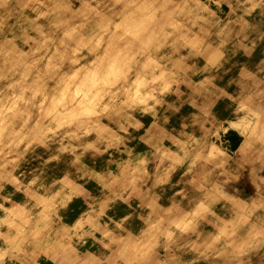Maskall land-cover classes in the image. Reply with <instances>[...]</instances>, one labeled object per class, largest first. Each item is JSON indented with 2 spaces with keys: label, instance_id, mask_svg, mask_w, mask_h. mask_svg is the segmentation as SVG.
<instances>
[{
  "label": "rangeland",
  "instance_id": "1",
  "mask_svg": "<svg viewBox=\"0 0 264 264\" xmlns=\"http://www.w3.org/2000/svg\"><path fill=\"white\" fill-rule=\"evenodd\" d=\"M65 1L0 70V264H264V0Z\"/></svg>",
  "mask_w": 264,
  "mask_h": 264
},
{
  "label": "bare ground",
  "instance_id": "2",
  "mask_svg": "<svg viewBox=\"0 0 264 264\" xmlns=\"http://www.w3.org/2000/svg\"><path fill=\"white\" fill-rule=\"evenodd\" d=\"M65 2H66L65 0H0V36H1L0 37V56L3 58L2 61L0 60V70L3 67L7 68L9 66L10 62H8L9 59L7 57H10V55H15L16 53H18L19 50L21 49L20 44L22 42L27 43L29 40H31V37L29 35L30 34L29 31L34 30V27L42 29V26L46 25V23L49 21V19L51 21V25H52V23L57 24L59 22L56 20L57 18H55V17H58V16H57V14L55 15L54 12H55V9L59 5H63V3H65ZM175 3H176L175 0H153L151 2V4L154 7L155 17L152 20V24L154 23L155 26H157L159 28L158 21H160L161 19L165 20V21L168 20L169 16H170V15H168V13L171 11L172 7H174ZM12 10L17 12V18L16 19H13V17L8 16L7 12L12 11ZM48 15H51V16L49 18H47ZM142 17H146L145 14H143ZM59 19H61V18H59ZM137 20H138V18H136V17L133 19V21H137ZM140 20H138V22L141 23L140 26L138 27L137 25H139V24H137L135 28H139V30L142 32V34H144L147 37L148 31L152 28H150L147 25L149 21H144V23H142ZM149 20L151 21V19H149ZM30 29H32V30H30ZM88 32H90V31H88ZM142 34H141V36H142ZM6 58L8 59V61H6ZM232 126L235 130L240 132L244 136V138H246L245 141L243 142L242 146L238 150L240 153L243 150V148L245 147V145L247 144L246 142H247L248 137L244 133L245 130L243 132V130H241V128H239V125L232 124ZM183 150H184V148L181 149L179 147V151L181 153L180 155H183ZM39 158L40 157H38V159ZM18 182H19V180H18ZM59 186L61 187V185H59ZM27 187H28V185H27ZM78 187L75 188V190L76 189L79 190ZM22 199H20L16 202V206L19 209H20L21 205H23V204L25 205L24 207H26V209H27V208H29V206L30 207L36 206L37 202L40 201L38 198H36L35 194H33V193L31 194L30 192L24 193ZM54 199H55V197H54ZM26 209L24 211L28 210V209L27 210ZM50 215H52V214H50ZM1 252H2V250H1ZM0 256H1V253H0Z\"/></svg>",
  "mask_w": 264,
  "mask_h": 264
},
{
  "label": "crops",
  "instance_id": "3",
  "mask_svg": "<svg viewBox=\"0 0 264 264\" xmlns=\"http://www.w3.org/2000/svg\"><path fill=\"white\" fill-rule=\"evenodd\" d=\"M261 62L262 64L260 65V67L262 71H264V60H262ZM262 85L264 86V84H257L256 87L251 91L250 95H254L256 94V92L259 93L262 89V96H264V87H262ZM261 102H263V100L260 101V104ZM218 134L220 138V145L227 153L230 154L236 153L245 141L244 136L232 127V123L229 124V126L225 127L223 130H219ZM184 264H213V256L212 254L206 252L205 255L202 256L194 251L190 254L189 258L185 259Z\"/></svg>",
  "mask_w": 264,
  "mask_h": 264
}]
</instances>
